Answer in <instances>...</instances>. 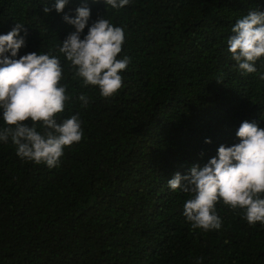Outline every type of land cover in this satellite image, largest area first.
<instances>
[{
	"label": "trees",
	"instance_id": "16d2710c",
	"mask_svg": "<svg viewBox=\"0 0 264 264\" xmlns=\"http://www.w3.org/2000/svg\"><path fill=\"white\" fill-rule=\"evenodd\" d=\"M43 2L0 0V34L20 23L19 55H60L71 99L55 115L79 113L83 134L53 168L0 144V264H264V226L218 202L221 228L193 230L182 215L188 194L166 185L238 142L242 121L264 127V81L242 75L226 50L235 20L264 11V0L89 3V22L103 15L125 33L117 58L130 63L109 98L73 79L56 51L73 29L54 11L45 15ZM255 66L264 72V57Z\"/></svg>",
	"mask_w": 264,
	"mask_h": 264
},
{
	"label": "clouds",
	"instance_id": "9594fccd",
	"mask_svg": "<svg viewBox=\"0 0 264 264\" xmlns=\"http://www.w3.org/2000/svg\"><path fill=\"white\" fill-rule=\"evenodd\" d=\"M132 0H81L74 8L72 0H44L42 12H55L73 29L57 52L74 69L73 79L81 87L95 86L99 95L109 98L122 87V73L130 58L121 56L124 29L102 16L90 21L91 4H102L104 10H119ZM68 11H65V9ZM87 28L86 32L84 31ZM226 41L227 52L242 75L257 73L264 81V72H257L258 59L264 57V11L249 10L235 20ZM21 33H24L23 35ZM24 25L16 23L6 34H0V144L9 141L18 158L48 168L59 165L64 148L82 139L80 114L57 121L66 92L60 55L28 52ZM76 100L84 108L89 98L79 93ZM39 122V124L37 123ZM42 129L37 131V128ZM238 142L220 144L216 154L202 166L193 164L184 175L173 174L166 183L170 191L188 194L182 215L193 230L213 231L221 228L215 205L220 202L231 210H241L249 226H264V127L242 121L235 131ZM204 143H211L205 138ZM197 258L196 264H200Z\"/></svg>",
	"mask_w": 264,
	"mask_h": 264
}]
</instances>
